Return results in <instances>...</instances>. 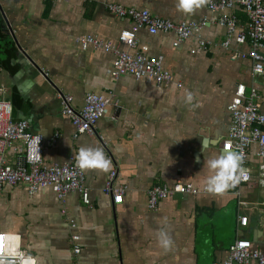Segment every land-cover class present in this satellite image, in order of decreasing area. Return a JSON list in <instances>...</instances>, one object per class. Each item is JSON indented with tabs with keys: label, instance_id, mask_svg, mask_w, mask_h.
Returning a JSON list of instances; mask_svg holds the SVG:
<instances>
[{
	"label": "crops",
	"instance_id": "obj_1",
	"mask_svg": "<svg viewBox=\"0 0 264 264\" xmlns=\"http://www.w3.org/2000/svg\"><path fill=\"white\" fill-rule=\"evenodd\" d=\"M210 1L185 14L177 11V0H0L6 28L0 37V99L10 102L12 118L26 119L42 135L46 163L75 161L80 147H101L112 162L108 172L83 171L88 202L79 190L60 199L48 186L33 194L22 184L0 187V231L18 234L20 249L37 264H212L238 238L264 252V157L256 155V146L248 150L247 182L219 194L205 189L214 174L207 162L226 152L228 104L238 83L257 89L255 102L264 113V77L252 70L249 45L225 48L226 31L217 22L223 13L235 14L243 29L245 12L239 5L210 9ZM107 3L144 8L173 22H207L177 45L173 32L150 34L145 28L134 47L118 45L157 57L171 75L165 84L130 74L113 77V51L82 49L77 42L89 34L116 43L132 25ZM186 90L194 94L191 104L185 103ZM59 92L70 94L75 108L87 92L109 96L93 134L73 137ZM20 156L9 149L6 160L16 166ZM112 170L113 188L123 189L118 203L103 191ZM175 182L196 192H172L148 209L146 191ZM240 216H246L245 225ZM161 230L173 241L167 251L158 242ZM71 235L78 237V252Z\"/></svg>",
	"mask_w": 264,
	"mask_h": 264
},
{
	"label": "built area",
	"instance_id": "obj_2",
	"mask_svg": "<svg viewBox=\"0 0 264 264\" xmlns=\"http://www.w3.org/2000/svg\"><path fill=\"white\" fill-rule=\"evenodd\" d=\"M54 2L55 0H49ZM239 5L246 15V24L243 29L237 27V15L222 14L217 22L226 31L222 45L230 47L234 42L237 44L249 45L247 56L252 59V70L264 77V4L262 0H211L208 7L214 10L223 11L226 8ZM107 9L118 17H128L132 25L122 29L118 34L116 43L103 42L92 35H84L78 38L79 47L86 49L88 46L111 50L116 55L111 64L110 74L119 77L123 74H130L135 78L145 77L156 84H165L171 78L169 71L165 70L159 59L148 55L143 51L130 52L129 50H118V45L134 47L137 40V32L145 28L148 33L173 32L175 40L173 45L188 40L193 32L204 25L207 21L181 20L173 22L151 14L147 9L125 7L118 3H107ZM200 46L205 42L200 40ZM145 49V48H144ZM194 52V50H191ZM261 67L260 72L254 71L257 66ZM258 91L255 87H246L243 83L235 86L233 96L228 104L230 122L227 135L222 142V149L225 151H236L243 153V167L248 173V179H241L240 182H247L250 173L245 164L248 157V150L252 145L256 146V155L264 157V113L260 111L255 102ZM60 99L64 114L69 118L74 127L73 137L81 133L93 134L97 120L104 114L110 98L106 94L87 92L84 95L83 104L80 108L72 105L70 94H57ZM11 104L6 99H0V187L3 184H22L29 194H33L40 187H51L60 199L69 191L79 190L83 201L88 202V193L83 186L84 174L76 167L72 157L61 161L46 163L42 156L41 134L33 132L29 128L26 119H13ZM20 153L21 162L11 166L6 160L7 151ZM115 170L107 176L103 191L112 194L113 202L122 201V188H113ZM172 192L188 193L196 192V188L188 183L175 182L171 186L155 185L146 191L148 209H155L157 204L167 198ZM64 213V210H62ZM246 216L239 217L241 225L246 224ZM0 233H4L0 231ZM77 236L71 235L75 242L74 250L79 251ZM212 264H264V252L254 248L248 239L238 238L227 248V256L222 261Z\"/></svg>",
	"mask_w": 264,
	"mask_h": 264
},
{
	"label": "clouds",
	"instance_id": "obj_3",
	"mask_svg": "<svg viewBox=\"0 0 264 264\" xmlns=\"http://www.w3.org/2000/svg\"><path fill=\"white\" fill-rule=\"evenodd\" d=\"M204 2L205 0H177L176 9L182 13L191 14ZM254 71L260 72L261 67L258 65ZM193 99V92L186 90L185 103L191 104ZM243 160V153L236 151H226L216 159L209 160L208 167L214 174L207 178L205 189L219 194L234 187L241 179L247 180L248 173L243 167ZM75 163L82 172L92 169L108 172L112 165L101 147H80L76 153ZM20 239V236L15 233H0V264H37V258L26 255L20 249ZM158 242L165 251L173 243L170 235L164 230L160 231Z\"/></svg>",
	"mask_w": 264,
	"mask_h": 264
},
{
	"label": "trees",
	"instance_id": "obj_4",
	"mask_svg": "<svg viewBox=\"0 0 264 264\" xmlns=\"http://www.w3.org/2000/svg\"><path fill=\"white\" fill-rule=\"evenodd\" d=\"M6 28H3V26L0 23V37L5 38Z\"/></svg>",
	"mask_w": 264,
	"mask_h": 264
},
{
	"label": "water",
	"instance_id": "obj_5",
	"mask_svg": "<svg viewBox=\"0 0 264 264\" xmlns=\"http://www.w3.org/2000/svg\"><path fill=\"white\" fill-rule=\"evenodd\" d=\"M0 15H4V10H3V7H2V5L0 4Z\"/></svg>",
	"mask_w": 264,
	"mask_h": 264
}]
</instances>
